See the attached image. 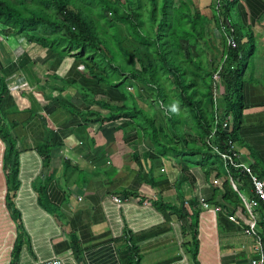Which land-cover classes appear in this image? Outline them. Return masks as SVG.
I'll return each mask as SVG.
<instances>
[{
  "label": "crops",
  "instance_id": "0c3cea01",
  "mask_svg": "<svg viewBox=\"0 0 264 264\" xmlns=\"http://www.w3.org/2000/svg\"><path fill=\"white\" fill-rule=\"evenodd\" d=\"M211 1L196 6L204 18L215 13ZM233 16L235 31L253 37L252 49L246 37L242 40L243 105L235 144L240 158L264 179V0H238ZM48 33L0 26V114L6 134L5 140L0 136V264H39L53 257L63 264H252L259 259L264 219L257 217L256 235L248 233L250 218L239 197V192L252 194L251 184L235 181V189L226 180L225 164L203 142L198 123L191 128L184 122L183 104L173 98L171 111H153L156 123L166 126L156 140L149 121L132 108H145L149 96L137 80L127 74L124 81L123 75L117 79L130 90L126 96L117 80L96 78L99 70L93 60H84L86 52L70 50L59 33ZM133 44L130 38L122 45ZM207 46L200 41L199 49L207 52ZM221 53L207 52L205 62L210 57L215 65ZM171 118L177 132L167 130ZM7 143L18 154L13 188L3 169ZM112 194L122 202L113 201ZM191 221L196 261L185 248L192 241Z\"/></svg>",
  "mask_w": 264,
  "mask_h": 264
},
{
  "label": "trees",
  "instance_id": "16d2710c",
  "mask_svg": "<svg viewBox=\"0 0 264 264\" xmlns=\"http://www.w3.org/2000/svg\"><path fill=\"white\" fill-rule=\"evenodd\" d=\"M237 1L219 0V4L216 5V0H212L211 5L215 13L209 19L202 17L194 0H0V24L8 26L17 33H28L38 28L52 34L59 33L58 39L70 50L79 48L82 53L86 52L88 57L93 56L92 59L86 58L88 61L93 60L96 67L101 62L108 61L110 67L114 68L113 72L123 75L122 81L126 78V74L128 78L137 80L140 89L149 95L144 97L148 107L132 108L135 109L136 116L143 121H149L151 134L156 140H159V135L164 132L166 126L163 125L164 123H156V112L153 111L162 110L158 107L161 103L171 111L173 98L192 110L198 123L199 134L206 139L214 116L210 75L215 65L212 66L213 59H209L210 57L207 62L201 59L200 41L210 45L207 46L209 55L210 51L215 53L214 50L218 49L222 50L221 58L227 51L228 57L223 73L227 105L223 108L222 115L232 116H230L231 125L228 129L220 130L215 140L223 148L227 139L238 141L237 130L241 122L243 105L241 60L246 49L242 42L243 37L248 39L250 49L253 48L251 33L246 30L242 33H239L238 29L235 31L238 26L236 24L237 27L234 26L231 22L235 17L233 13ZM92 3L96 5V18L93 11L88 8ZM101 17L108 18L107 24L101 26L102 29L99 28L100 23H98ZM188 20H191L193 26H190ZM227 20H230L232 25L228 26ZM210 21L215 23L214 28H208L207 24ZM224 26L226 29H223ZM186 28L187 33L181 35L180 30ZM226 31L236 39V48L230 49L226 45ZM47 37L44 34V39ZM214 37L215 43H213ZM52 38L53 42L59 41L55 37ZM130 38L135 44L127 49L122 44ZM98 54H102V57ZM98 67L99 72L95 73L98 80L112 82L118 79L109 76L104 68ZM165 81L168 87L174 90L173 95L168 92ZM116 84L119 85L118 80ZM203 102H206L208 110ZM168 121H171V127H167V130L177 132L178 124L175 118ZM178 133H183L179 127ZM180 135L184 140L187 139L183 134ZM0 136L5 140L1 114ZM10 147L7 143L3 169L8 185L13 188L18 172V154ZM203 148L209 150L204 145ZM225 167L227 181V171H230L235 181L249 180L240 169L226 165ZM195 226V221H191L192 241L185 247L194 261L198 251ZM18 249L16 247L14 252Z\"/></svg>",
  "mask_w": 264,
  "mask_h": 264
},
{
  "label": "built area",
  "instance_id": "2783aa9c",
  "mask_svg": "<svg viewBox=\"0 0 264 264\" xmlns=\"http://www.w3.org/2000/svg\"><path fill=\"white\" fill-rule=\"evenodd\" d=\"M219 4V0H216V5ZM230 23V20H227ZM225 28V26L223 27ZM226 44L230 49H234L237 46L236 39L234 36L226 32ZM228 57V53L223 56L222 61L213 68L211 72V101L212 108L214 111L213 121L211 129L205 139V145L212 149L213 152L224 162L226 166L233 167L235 169H240L242 173L248 177L251 184V195H244L239 192V197L244 205V209L248 217L250 218V224L246 230L252 235H256L255 226L257 224V217L264 219V179L253 172L251 165L240 158V150L232 139L225 140L223 148L219 146V142H216L218 138V132L222 129H228L230 127L231 119L229 115H221V108H225L227 105V97L225 92L223 73L224 66ZM228 180L232 186L236 189L235 180H233L230 171H227ZM111 198L113 201L121 203L122 198L118 195L112 194ZM187 203V202H185ZM203 208H210L207 202H201ZM214 211H219L220 207L214 206L212 208ZM260 213L261 215H259ZM230 220H235L234 215H229ZM257 245H260V239L256 236ZM260 251L261 257L257 260H253L252 264H263L264 254L260 247H256ZM39 264H63L60 259L53 257L49 260H43Z\"/></svg>",
  "mask_w": 264,
  "mask_h": 264
},
{
  "label": "rangeland",
  "instance_id": "374dc122",
  "mask_svg": "<svg viewBox=\"0 0 264 264\" xmlns=\"http://www.w3.org/2000/svg\"><path fill=\"white\" fill-rule=\"evenodd\" d=\"M195 1V3H196V5H198L199 7H201L203 4H208L207 2H210V0H194ZM88 8L89 9H91L92 11H93V15L95 16V18H96V16H97V9H95L96 8V5L95 4H89L88 5ZM108 18H102L101 17V19H100V21L98 20V23H100V26H99V28L100 29H102L101 28V26H105L106 24H107V22H106V20H107ZM102 34H104V31L102 32ZM119 34V33H118ZM117 38H119V36H117ZM200 46V45H199ZM200 51H201V49H200ZM214 52L217 54V51L216 50H214ZM201 59L205 62L206 61V52H204V50H202L201 52ZM205 53V54H204ZM102 54H98V56H101ZM246 55H247V53H246ZM98 56H97V58H98ZM248 56V55H247ZM246 56V57H247ZM102 57V56H101ZM84 60H87V58H85ZM219 60H220V58H219ZM98 66H100L101 68H104L105 70H107V73L109 74V76L111 75V76H113L115 79H117V78H120V76H121V74L120 73H115V72H113V70H114V68H112V67H110V65L108 64V61H105V62H101V64L100 65H98ZM97 66V69H99V67ZM116 67H120V66H117L116 65ZM165 84H166V86H167V89H168V92L171 94V95H173L175 92H174V90H172L171 88H169L168 87V83L165 81ZM121 86L122 85H119L118 87H120L121 88ZM203 86V85H202ZM122 88H123V91L126 93V96H130V94H129V92L128 91H130V90H128L127 88H126V86L124 85V86H122ZM158 107H160V108H163V105H160V106H158ZM165 108V107H164ZM178 109V108H177ZM163 111V110H162ZM183 112L185 113L184 115H183V119H184V122L188 125V126H190L191 128H195L194 127V125H196L197 124V122H196V120H195V118H194V114H193V112H192V110L189 108V107H186L185 105H183ZM166 122H168V120H166ZM192 131L193 132H195V129H192Z\"/></svg>",
  "mask_w": 264,
  "mask_h": 264
},
{
  "label": "clouds",
  "instance_id": "9594fccd",
  "mask_svg": "<svg viewBox=\"0 0 264 264\" xmlns=\"http://www.w3.org/2000/svg\"><path fill=\"white\" fill-rule=\"evenodd\" d=\"M231 24V22L230 23H227V25L229 26ZM1 26V25H0ZM228 28V27H227ZM223 29H226V27L225 28H223ZM226 32H228V31H226ZM226 32H225V34H226ZM229 33V32H228ZM225 38H226V35H225ZM227 45V44H226ZM226 53H228L227 51H226ZM225 52H224V55L226 54ZM223 55V56H224ZM223 56L220 58V60L215 64V66L213 67V68H215L221 61H222V59H223ZM213 68L211 69V72H212V70H213ZM210 82H211V75H210ZM212 110H213V108H212ZM173 111H176V108L175 107H173ZM205 143V142H204Z\"/></svg>",
  "mask_w": 264,
  "mask_h": 264
}]
</instances>
